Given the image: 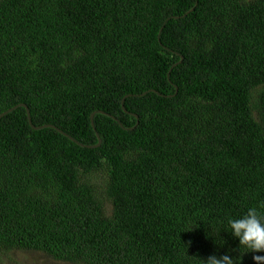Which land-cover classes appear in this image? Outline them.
I'll list each match as a JSON object with an SVG mask.
<instances>
[{"label": "trees", "instance_id": "16d2710c", "mask_svg": "<svg viewBox=\"0 0 264 264\" xmlns=\"http://www.w3.org/2000/svg\"><path fill=\"white\" fill-rule=\"evenodd\" d=\"M19 104L49 127L0 120V254L199 264L264 211V0H0Z\"/></svg>", "mask_w": 264, "mask_h": 264}, {"label": "clouds", "instance_id": "9594fccd", "mask_svg": "<svg viewBox=\"0 0 264 264\" xmlns=\"http://www.w3.org/2000/svg\"><path fill=\"white\" fill-rule=\"evenodd\" d=\"M260 207L264 208V205ZM196 227L197 222H189L185 232L192 231ZM221 231L229 233L233 239L238 241V247L229 249L222 255H209L204 260H198L199 264H241V258L244 254L264 253V211L259 210L257 207L249 208L239 217L229 218L226 229ZM219 233L217 234L218 238ZM219 240L221 243L216 244L223 247L225 242ZM237 251L240 255L233 256L231 254ZM252 260L253 264H264V255H253Z\"/></svg>", "mask_w": 264, "mask_h": 264}, {"label": "rangeland", "instance_id": "374dc122", "mask_svg": "<svg viewBox=\"0 0 264 264\" xmlns=\"http://www.w3.org/2000/svg\"><path fill=\"white\" fill-rule=\"evenodd\" d=\"M0 264H67L54 261L48 256L35 251H14L0 254Z\"/></svg>", "mask_w": 264, "mask_h": 264}, {"label": "water", "instance_id": "95a60500", "mask_svg": "<svg viewBox=\"0 0 264 264\" xmlns=\"http://www.w3.org/2000/svg\"><path fill=\"white\" fill-rule=\"evenodd\" d=\"M195 6H196V4H195ZM193 9H194V8H192V9H191L190 11H188L187 13L193 11ZM176 19H178V18H176ZM181 61H182V57H180V61H179L178 63H180ZM175 66H176V64L172 65L171 69H172L173 67H175ZM171 69H170V70H171ZM169 73H170V71L168 72V74H169ZM148 92L156 93L157 95L160 96V94H158L156 91L150 90V91H148ZM146 94H147V93L145 92V93L141 94V96H144V95H146ZM19 107H22V108H24V109L26 110V115H27L28 124L31 126L32 129H34V130H39V129H43V128H47V127H49V126H47V125H45V126H41V127H34V126L32 125V123H31V118H30L29 110H28V109L26 108V106L23 105V104H19V105H17V106L14 107V108L9 109L7 112H4V113L0 114V120H1V118H3V117L6 115V113L11 112V111H13L14 109L19 108ZM135 118H136V117H135ZM90 120H91V127L93 128V130H95V128H94V124H93V122H92L93 117H90ZM50 127H52L53 129L57 130L58 132L64 134V133L61 132L59 129L55 128L54 126H50ZM64 135L67 136L66 134H64ZM96 137H97V140H98V144H97L96 146H86V148H96V147H98V146L100 145L101 140L99 139V137H98L97 134H96ZM70 139H71V138H70ZM71 140H72V139H71ZM77 144H78V143H77Z\"/></svg>", "mask_w": 264, "mask_h": 264}, {"label": "bare ground", "instance_id": "6f19581e", "mask_svg": "<svg viewBox=\"0 0 264 264\" xmlns=\"http://www.w3.org/2000/svg\"><path fill=\"white\" fill-rule=\"evenodd\" d=\"M22 108V107H21ZM27 108V107H26ZM28 109V108H27ZM94 116V114H92L90 117H93ZM67 137V136H66ZM101 143V142H100ZM98 144V143H97Z\"/></svg>", "mask_w": 264, "mask_h": 264}]
</instances>
